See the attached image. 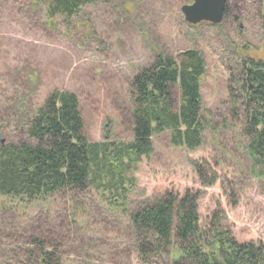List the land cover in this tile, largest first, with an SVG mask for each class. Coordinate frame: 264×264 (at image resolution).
<instances>
[{
  "label": "rangeland",
  "instance_id": "obj_1",
  "mask_svg": "<svg viewBox=\"0 0 264 264\" xmlns=\"http://www.w3.org/2000/svg\"><path fill=\"white\" fill-rule=\"evenodd\" d=\"M186 3L190 1L100 0L84 6L76 16L49 21L31 0H0V124L5 127L0 128V143L24 138L11 115L18 96L23 97V109H31L42 105L54 90L78 97L89 141H104L107 133L128 141L133 74L148 65L156 51L178 54L194 48L206 63L201 78L204 115L217 126L228 123L227 128L217 130L218 136L207 130L202 145L194 150L173 145L167 131L155 135L153 153L130 173L127 208L136 209L166 191L181 195L191 190L199 194L202 227L216 212L238 241L264 244V177L254 176L240 148V128L231 116L228 94L241 55L264 61V6L260 13L253 0H236L220 26L205 22L191 27L181 11ZM211 175L216 182L205 184ZM104 200L97 187H90L77 195L54 194L45 206H16L9 216H0V244L17 247L19 243L7 234L24 233L19 228L28 222L22 218L42 207L58 209L59 217L75 207L84 216L79 226H70L71 238L63 242L66 264H171L178 248L175 240L154 260H142L128 218L108 208Z\"/></svg>",
  "mask_w": 264,
  "mask_h": 264
},
{
  "label": "trees",
  "instance_id": "obj_2",
  "mask_svg": "<svg viewBox=\"0 0 264 264\" xmlns=\"http://www.w3.org/2000/svg\"><path fill=\"white\" fill-rule=\"evenodd\" d=\"M99 1L31 0V4L35 10L43 9L52 21L57 16H76L84 6ZM233 2L236 0L227 2L223 20ZM253 2L261 13L264 0ZM237 62L239 72L229 80L231 116L240 128V148L248 156L254 176L264 177V61L241 55ZM205 70V59L194 48L178 54L154 52L150 63L129 82L132 137L128 141L113 139L108 133L104 141H89L74 93L54 90L42 105L31 109H23V97L18 96L11 115L24 138L0 143V216H9L19 205L45 206L57 193L77 195L97 187L107 207L128 218L136 234L134 248L142 260H154L175 240L178 248L171 264H264V244L238 241L232 230L223 226L221 215L214 212L211 223L201 226L196 192L187 190L180 195L166 191L136 209L127 208L130 173L153 153L155 135L167 131L173 145L194 150L202 145L207 130L217 134L227 128L228 123L217 126L212 117L204 115L201 78ZM0 128L5 129L1 124ZM197 170L203 174L200 167ZM208 178L205 184L216 182V176ZM58 211L42 207L33 216L22 218L28 222L19 228L24 233L11 231L6 236L19 245L0 244V264H66L63 242L69 241L70 226H79L84 214L75 207L59 213L60 217ZM78 241L85 249L83 240ZM10 253L17 257H9Z\"/></svg>",
  "mask_w": 264,
  "mask_h": 264
},
{
  "label": "water",
  "instance_id": "obj_3",
  "mask_svg": "<svg viewBox=\"0 0 264 264\" xmlns=\"http://www.w3.org/2000/svg\"><path fill=\"white\" fill-rule=\"evenodd\" d=\"M230 0H193L181 6L185 20L196 25L201 22L219 24L223 21L227 2ZM264 19V13H263ZM4 143V139L1 140Z\"/></svg>",
  "mask_w": 264,
  "mask_h": 264
}]
</instances>
